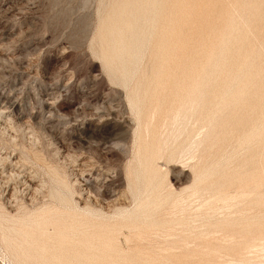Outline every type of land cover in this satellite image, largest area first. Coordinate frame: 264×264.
I'll return each mask as SVG.
<instances>
[{"label":"rangeland","instance_id":"obj_1","mask_svg":"<svg viewBox=\"0 0 264 264\" xmlns=\"http://www.w3.org/2000/svg\"><path fill=\"white\" fill-rule=\"evenodd\" d=\"M6 1L0 3V105L8 109L0 118V149L34 176L39 193L22 188L12 208L0 199V264H33L13 229L38 239L36 227L22 223L53 221L47 215L57 193L69 191L71 207L81 208L80 185L98 169L109 175L90 186L94 196L108 199L107 191L121 190L129 197L125 172L136 146L146 148L139 136L154 144L152 132L162 123L165 153L155 166L171 196L143 241L118 234L111 248L91 251L50 241L41 264H156L154 255H168L169 264H264V0ZM197 82L202 117L216 112L198 149L189 148L198 139L195 115L172 122L179 98ZM200 156L218 175L195 187L191 167ZM226 180L234 201L206 208ZM201 232L208 233L196 241ZM216 241L218 253L211 251Z\"/></svg>","mask_w":264,"mask_h":264},{"label":"bare ground","instance_id":"obj_2","mask_svg":"<svg viewBox=\"0 0 264 264\" xmlns=\"http://www.w3.org/2000/svg\"><path fill=\"white\" fill-rule=\"evenodd\" d=\"M0 3L2 6H5L7 4V1L1 0ZM158 83H161V82L158 79H155L153 82L154 85L153 84L152 85L157 86ZM146 86L147 85H144L145 88ZM144 95L145 93L141 92L138 100H136V103H135L136 106H138L137 104L140 101V98H144ZM202 100H203L202 93L199 91V83L197 82L192 87L191 91L183 92V94L179 98V101H180L179 105L173 108L174 113H173L172 122L174 124L177 123L180 120V118H185L187 113L189 114L188 115L189 117H193V115H195L192 126L193 127L196 126L195 132L197 133L198 139L197 141L190 143L189 148H192L193 146H195V148L198 149L204 142V135H203L202 130L207 127V128H210L212 132L214 128L213 123L215 121L214 117H215L216 112L214 111L212 113L210 112L209 113L210 118L202 117V111H203ZM2 101L3 99L0 98V104ZM136 108L139 109L140 106ZM7 109L8 107L0 105V118H2L1 117L2 115H5L7 113L6 111ZM7 120L4 119V122H6ZM184 128L182 129V132ZM164 132H166V128L164 127V124L162 123L161 126H159L158 131L152 132V137H151L152 139L151 138L150 139L152 141L154 140V144H149V146H146L147 145L146 138H145L146 136L144 137L142 136L143 139L139 136V140H142L140 142L144 143L146 148L141 149L139 146H136L135 151H134V157H133L134 159L133 165L127 168L125 172L129 197L124 192H121V190L107 191L106 193H108V199H104L102 198V196H94L92 194V190L90 187L92 184L99 185L103 183V181H107L109 170L101 168V169H98V173L96 174L95 177H93L92 181L85 180L84 184L80 185V186H83L82 188L78 190L79 194L81 193L80 195H83L82 196L83 198L79 199L81 203L83 204L81 208L73 209L71 207L72 199H71L69 191H67L66 193L61 192V194L57 193L56 194L57 199L54 197L55 200L53 204L55 207V211H51L47 215V216H55L53 221L49 222L48 224H45L44 218H40V219L38 218L37 221H29L26 223H22L23 227H30L31 225L35 226L37 234L40 236L38 239H34L30 241L27 238L30 239L31 236L30 237L28 236L26 238L24 231L23 232L14 231L13 229V232L15 233L16 237L19 238L20 240L19 241L20 248L22 244H25L27 247L31 249L30 252L24 249L20 250V252L24 254L26 260L28 262H32L33 264H41V262H45L47 260L45 255L49 251V248H51V245L49 244L50 241H53L52 243H57V245H55L54 248H57L60 245H63L66 241L68 242L72 241L75 244L82 245V247L86 251L88 250L91 251L93 249L100 250V248H103V250H107L111 248V243H112L111 241H113L111 239H113V237L118 234L126 233V235L129 237L131 236L132 238H135L139 241H143V240H140L142 239L140 236H142V234L144 236H147L149 234V231L151 228L150 225L154 224V221H151L150 223V220L153 218V215L159 211L161 206L168 203V200L171 196V194L165 193L166 189L163 185V179L160 177L158 170L155 166V162L157 160H160L161 157L165 153V151L162 148L164 145H166V139H164V141L161 142L159 140L160 138L158 137V135L161 136V134H163ZM144 134L145 135L147 134L149 136L148 129L144 130ZM184 141H187V138H185ZM172 154L173 152H169L168 157H171ZM18 161H12L10 156L6 155L5 152H1V149H0V199L4 202L3 203L4 205H7L8 207H11V208L14 206L15 201L18 199V194L21 192L22 188L24 189V191H26L25 193L28 195H31L32 193L39 190L37 188L38 183L34 184L35 182L34 176L26 175V173L23 172V170H21L22 166L20 167L21 164H18ZM206 161L208 160H205L203 157L200 156L197 163L191 167V170H193L195 187L202 185L203 183L208 181V179H210L211 177L218 175V172L211 168L212 166L211 164L209 166H206ZM216 164L217 163H215V165ZM89 167H91L90 169L92 170L93 169L95 170L96 168L94 163L89 165ZM141 179L144 180L146 183V185L143 188H141ZM209 185H211V183ZM232 185L233 183L230 180H226L223 184L219 185L215 189V192L212 195V199H210L209 201H205L206 204L204 202L203 205H205V207L208 206L212 208V206L216 203L218 204V202H221V203L228 202L229 203V202H232V200L234 201L235 196L233 197L232 192H231ZM42 187L45 189L44 186ZM42 187L40 189H42ZM37 193H39V191H37ZM201 205L199 206L200 211H201V208H204V206L201 207ZM254 205L255 204H252V207ZM197 211L199 212L198 209ZM202 211L204 210L202 209ZM203 213L204 212H202V214ZM218 223L219 221L216 224ZM170 224H172L175 227L176 225L177 226L182 225V222H174V223L169 222V225ZM49 226L52 227L50 233H48V230H47ZM173 226H168L169 230L173 229L174 228ZM211 231H214V229ZM217 231L221 232L222 230L220 231L217 230ZM207 233H204V232L199 233L197 237L195 238L196 241L197 239L198 241H201L203 234L207 235ZM225 233L226 232L223 231L222 234L225 235ZM228 233L229 232L227 229L226 234ZM3 236L6 237V235L4 234ZM8 238L9 240H14V241L17 240V239H13L14 237H12V235H10ZM195 239L193 241H195ZM224 239H226L225 236H224ZM217 241L215 242V244H213L215 248L212 247L213 250L209 249L211 251H214L215 249H217V251L215 250L216 251L215 253L220 252L218 250L221 248L219 247L218 249V246L216 248V244L218 243ZM175 243L176 242H173L172 244H175ZM181 243L186 244L187 241L184 239L181 241ZM207 245L205 246V248L207 247ZM209 246H210V243H209ZM201 248H204V247H201ZM176 250L180 251V248L172 247L169 249L171 253L172 252L176 253ZM199 253L200 252H198V254ZM144 254H147V252ZM214 255L215 254L211 256L213 257ZM154 256H155L154 258H156V260L153 258L154 261L157 262L158 260V262L161 264L163 263L162 261H164L165 264L167 263L169 264L168 259H167L168 255L165 257H162L163 259L161 257L160 259H158L157 258L158 255L157 257L156 255ZM159 256L161 255L159 254ZM170 257L171 256H169V258ZM172 257L174 258L175 256H172ZM172 257L170 259H173ZM179 258H181V256ZM183 258L181 259L183 260ZM52 259L53 261L56 260L60 262V259L56 257H52ZM175 260L177 262L178 260L180 261V259H175ZM158 262L156 264H158ZM47 264H50V263H47Z\"/></svg>","mask_w":264,"mask_h":264}]
</instances>
